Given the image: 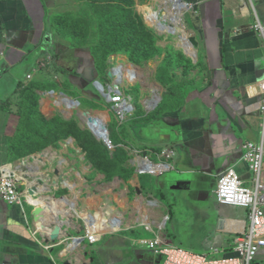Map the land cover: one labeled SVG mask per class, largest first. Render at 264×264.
Returning <instances> with one entry per match:
<instances>
[{
  "label": "crops",
  "instance_id": "obj_1",
  "mask_svg": "<svg viewBox=\"0 0 264 264\" xmlns=\"http://www.w3.org/2000/svg\"><path fill=\"white\" fill-rule=\"evenodd\" d=\"M184 1L191 6L188 27L199 42L197 52L204 66L203 81L189 86L183 105L177 110L166 108L160 115H157L155 108L163 94L158 105L151 109L147 107V102L152 100V96H141L145 108L155 111L134 116L130 120H149L141 124L140 128L144 130L150 127L160 139L146 143V136L142 139L130 136L120 138V142L129 145L131 154L144 149L147 154L152 151L156 159L158 153L174 163V170L153 177L158 189L163 187L164 190L165 187L172 191L168 195L163 190L157 191L149 202L152 206L143 207L139 199L138 206L132 208L134 214L128 217L125 211L121 214L123 217L119 218V224H123L124 228L120 230L99 232L102 234L95 242L88 238L81 242L71 240L77 238L69 241L68 237L85 236L87 232L95 238L99 236L92 233L93 223L83 214L94 216L102 213L107 219L114 218V214L106 215L108 200L101 209H94L91 206L92 193L89 203L80 201L75 191L78 189L77 184H70L74 187L73 198L62 196L61 202L56 195L58 173L68 170L67 174H75L80 177V181L82 175L87 174V167L75 171L70 160L58 157L59 150L53 145L45 147L42 155L28 158L27 163H19L12 156L10 145L16 130L14 124L20 121L14 123L16 115L4 113L0 109V173L8 165L14 169L22 167L20 170L25 179L26 176H35L31 182L36 185L31 187V194L41 192V195L55 197L54 201H59L53 209L56 216L49 217L51 230L47 231L44 218L50 208L44 206V215L40 218V221H44L42 227L32 214L35 206L29 205L23 195L26 191L25 180H20L25 185L24 191L20 192L21 204L9 203L0 196V264H54V256L48 254L45 248L63 242L69 245L68 250L71 249V264L89 262L90 259L82 253L89 247L98 249L103 264H160L162 255L155 253L148 245L136 242L137 239H153L156 236L194 252L226 257L235 255V239L248 228L249 214L243 207L222 205L215 189L218 177L228 168H234L248 182L251 179L252 173L242 155L245 142L261 140L262 95L258 81L264 76V36L252 26L258 22L264 26V0ZM73 3L74 0H0V80L8 73H14L18 87L27 81L55 80L63 89L66 87L72 97L77 95L76 88L82 90L91 81L98 80L106 85L111 83L109 71L116 65L115 60L118 58H112L111 68L106 71L107 74H103L88 45L69 46L67 43L70 38L58 33L53 27L54 16L66 4ZM183 46L188 53L194 52L191 44ZM40 63H45V66L42 67ZM121 63L127 68L136 69L141 75L139 80L143 81L139 66L125 61ZM24 67L25 75L22 74ZM28 74L32 75L30 79L27 78ZM14 93L4 100H13ZM44 93L40 92L41 107L49 105L44 100ZM98 95L102 97L100 92ZM52 99L55 97L48 100L53 103ZM1 101L0 108L3 107ZM130 120L123 125L127 129H130ZM139 141L145 142L144 147L138 144ZM73 146L70 143L65 148L72 149ZM158 146L163 148L158 149ZM179 179H190L191 182L184 183L179 189L175 183ZM262 179L264 181V169ZM38 185L44 189L38 191ZM106 188L104 196L109 194L108 186ZM152 188L156 192L155 187ZM79 191L80 197L84 191L88 194V187L80 188ZM22 201L32 209L31 212L23 206ZM73 202L81 216L71 211L70 207L75 206ZM83 203L85 206L82 207ZM161 213H168L165 229L159 227ZM56 217L61 219V226H65L61 228L58 242L50 238L51 224ZM82 217L84 222L81 223ZM74 229L75 235L71 236V230ZM45 239L48 240L46 246L43 245ZM255 264H264V251Z\"/></svg>",
  "mask_w": 264,
  "mask_h": 264
},
{
  "label": "rangeland",
  "instance_id": "obj_2",
  "mask_svg": "<svg viewBox=\"0 0 264 264\" xmlns=\"http://www.w3.org/2000/svg\"><path fill=\"white\" fill-rule=\"evenodd\" d=\"M89 1V0H88ZM94 0H90L89 2H84V0H74V3L71 5H67L63 7L59 14L63 15H69L75 17L74 19H77L78 22H82L83 26L87 27L86 23H89L88 28L89 29V35L86 37V41L83 43H76L74 38L71 36L70 40L67 44H73V46L79 45H88L89 49L93 51L95 61H96V53L99 57L103 56V52L106 53V63L107 66L103 69V72L105 70H108L111 68V61H114L112 58H120L121 61H125L126 63H132L136 66H139V70L141 71V74L143 75V81L141 82L138 80L135 83H130L128 80L124 81V89L128 95H132L133 103L136 106V109L133 111V113L128 116L137 117L138 115L144 114V113H152L155 111L152 109L149 111L145 108V105L142 104L141 96L143 97H149L154 95L153 89H156L160 95L164 94L166 91H168L172 86L177 85L181 88V91L183 95L185 96L186 91L188 90L189 86L191 85H197L198 83H201L203 81V75H204V66L202 64L201 55L197 52V48L192 46L191 51L193 55L189 54L187 51L184 50V46L182 41L183 36L187 38V34L191 35L190 29L188 27L189 17L191 16L188 9L182 18V24L179 25L178 30H175L174 27H170L168 24L165 23V29H159L157 27H153L152 23L150 22L149 18L146 16L145 11L146 8H151L158 0H129V2H122L121 4L126 5L129 10L128 17L130 18V22L137 26V31L139 34H148L150 33L154 36V44L160 49V53L154 56L150 60H139V59H132L127 53L125 52H119L115 54H109L110 50L113 48V44L111 41L104 40L102 41L101 38L97 37L98 33H100V28L102 26V17L101 15H105L112 10L116 9V6L118 3L114 0H110L111 4L108 6L109 3L107 0H95L94 5L90 8L88 5H92V2ZM129 5V6H128ZM189 8V6H188ZM96 12V16H95ZM166 10L164 9L161 12V15H165ZM142 16V17H141ZM143 18V19H142ZM135 21V22H134ZM182 28V29H181ZM154 32V34H153ZM76 33H78V36H84L78 28L76 30ZM183 34V36H181ZM72 38V39H71ZM182 39V40H181ZM102 41V44H101ZM188 41V40H187ZM60 43H66L63 41H59ZM191 44V43H190ZM118 60H115V64H118ZM109 63V64H108ZM111 63V64H110ZM99 66V65H98ZM114 67V66H113ZM26 67H24V70H22V74L25 75ZM107 74V72H105ZM23 75V76H24ZM21 76L20 78H22ZM139 76H141L138 73V79ZM103 77L101 76L100 79ZM111 83H114V78L111 77ZM39 81V80H37ZM43 81V80H42ZM70 81V80H69ZM8 82V83H7ZM53 82L56 83L55 80ZM168 86H166V83ZM7 85L5 86V84ZM31 81H27V83L22 84L21 87H18V83L16 81V77L14 73L10 74L8 73L5 75V78L0 80V100H2L1 105H6L7 109L11 111V113H14V118L17 123V120L20 121L22 116H24L22 109L25 107V105L33 102L31 100L32 96L35 99V102L37 104V111L38 113L47 120H50L52 125L50 127V133L51 136L48 138L49 146H54L57 150H59L58 157L66 159V161L70 160L75 168V171H80L83 167H87V174H83L81 180L79 181L80 177L75 176V174L69 173L67 170H63L62 172L58 173V182L59 186L57 188V198L62 196H67L69 198H73V188L70 184H77L78 189L75 190L79 195L80 201H87V203L90 202V193H92V200L93 204L91 206H94V209H101L103 206V203L106 201V199L109 202L108 208L106 210V215L111 216L115 215L114 218H106L104 215L98 214L94 216H89L87 214H83L89 217V222L93 223V234H99V232H107V231H117L121 228H124L123 224H119V218H122L121 215L123 211H125V215L131 216V214H134V206H138V200L141 199L143 207L144 206H152L150 202L152 196H156L158 193L157 191H162L163 187H159V189L154 185L153 177H155L153 174H141L139 172L140 168L135 163V157L137 156L136 153L129 151L127 148L120 147L118 144H115L114 148H109L107 146V142L104 140H98L97 141L102 144V146L94 145L90 140L87 139L85 135L82 134V132L78 131L76 126L73 124L75 120L79 128L88 130L90 129V126L87 125L85 117L87 114H85L86 110L91 111L94 113L95 116L98 114H103L106 118V121L108 120V105L104 106V103L106 100L102 96H99L98 89L95 87V81H91L88 83L87 86L82 88V90H78L76 88V97H79V95L82 93L84 96H80L79 99L81 101L80 103L70 95L66 90V87L64 89L57 84L55 89V94H59L60 92H65L68 95H64L63 99L67 102H65V107L60 109L59 107L55 106L54 102L56 99H52L53 103H51L48 99L54 98L52 92L49 90L40 91L41 93H44V100L49 102V105L41 107L40 105V92L34 89L32 94L28 92V89L30 88ZM69 83V82H68ZM73 83V82H71ZM41 90V89H40ZM16 91V92H15ZM15 92V93H14ZM14 93L13 100L12 98H8L7 100H4L6 96H10ZM98 98V99H95ZM89 99H94L95 102H90ZM148 103V102H147ZM68 105V106H67ZM70 106V107H69ZM45 108V109H44ZM156 109V108H155ZM21 114V115H20ZM85 115V116H84ZM149 120L140 118V119H134L129 122L130 129H127V126H117V123L115 120H112L108 122L109 126V133L108 136L111 135V139L115 138L116 140L120 141V138H128L135 137L142 139L146 136V143L149 142V140H156L160 139L158 135L154 133V131L147 127L144 130L140 128L141 124L148 123ZM20 122L18 124H14L16 130L12 134L13 138H15L17 130L19 128ZM34 127L37 128L36 125ZM135 128H137L135 130ZM25 129H32V127L28 126V124H25ZM92 129V128H91ZM86 130V131H87ZM129 130V132H128ZM38 141V140H37ZM47 141V142H48ZM41 144L42 141H39ZM70 143L74 144V148H65L66 145H69ZM40 144L34 143L33 147H38ZM142 147L145 145V142L139 141V143ZM36 145V146H35ZM136 145V144H135ZM25 147V146H24ZM107 147V148H106ZM120 148V149H118ZM158 149L163 148V146H158ZM118 149V150H117ZM45 149H40L37 151H34L32 154H28L21 159H18L16 161L20 162H26L28 158L38 157L42 155ZM108 151L110 153V160L103 159V158H96L95 154H99L101 157L102 152ZM110 150V151H109ZM98 159H101L103 163L110 169L111 171L107 173H102L97 168V161ZM152 160L157 161L154 156H152ZM113 161L114 163H117L115 169H111L110 162ZM27 163V162H26ZM155 164V166L159 169L156 170L153 169H144L149 172L153 173H160V170L164 167ZM152 170V171H151ZM2 176V174L0 175ZM15 177H13L14 179ZM26 179L30 181L35 180V176H26ZM78 180V181H77ZM69 182L70 188H67L66 185H64V182ZM14 183L18 186L19 191H24L25 185L22 184L20 180L14 179ZM109 188V194L108 196H104L106 193V187ZM152 186L155 187L156 192H154L152 189ZM88 187V194L84 191L81 194L80 197V188H86ZM139 188L141 189V192L139 191ZM72 191V193L70 191ZM172 190L167 188L164 190V193H169ZM161 194V193H160ZM168 195V194H167ZM160 196V195H159ZM166 198H164L165 200ZM7 201V200H6ZM72 201V200H71ZM74 203V202H73ZM23 206L28 210V212H31L32 209L27 206L25 201H22ZM76 206V203H74ZM71 206L70 209L73 211L76 215L81 216L78 212L77 206ZM85 206V204H82V207ZM141 206V205H140ZM44 207V206H43ZM92 209V208H91ZM115 212L113 213L112 211ZM83 212H86V209L82 210ZM65 215V214H64ZM167 214L161 213L159 224L160 226L163 224V219ZM60 216H62L60 214ZM31 214H29V219L32 220ZM75 219V218H72ZM85 219V218H84ZM61 219H58V217L54 218L52 225L58 224L61 225ZM86 220V219H85ZM110 220V223H108ZM41 226L44 227V221H40ZM83 221V217L81 220V223ZM148 223V222H147ZM114 224V225H113ZM117 224H119V227H117ZM151 225L150 223H148ZM112 227V228H109ZM129 226V225H128ZM65 227V226H61ZM127 227V226H126ZM165 229V227H163ZM72 234L71 236L75 235L73 233L76 232V230H71ZM78 232V231H77ZM70 233V231H68ZM128 233V232H126ZM60 240H56L54 242H58ZM70 241V240H69ZM48 240L45 239L43 241V245L46 246ZM64 244L61 245H53L48 246L46 249V252L48 254H52L54 258H52L54 261V264H71V256L72 252L68 250V244L66 242H63ZM52 244V243H51ZM97 249V248H96ZM91 249V247L87 248V251L82 252L84 257L87 259H90L89 262H86L84 264H103L101 260V256L98 252V249ZM224 256V255H222Z\"/></svg>",
  "mask_w": 264,
  "mask_h": 264
},
{
  "label": "built area",
  "instance_id": "obj_3",
  "mask_svg": "<svg viewBox=\"0 0 264 264\" xmlns=\"http://www.w3.org/2000/svg\"><path fill=\"white\" fill-rule=\"evenodd\" d=\"M189 9L191 6L187 3ZM253 29L258 31L261 36H264V26L258 22L255 23ZM120 59V58H118ZM124 63V62H123ZM121 60L112 69V77L114 78V83L95 84V87L105 98L104 106L108 105L107 111L109 117L106 123L107 131H109L108 122L115 120L117 126L124 125L127 121L131 119L133 111L136 109L133 103L132 95H128L124 89V81L128 80L130 83L137 82L138 72L133 67L127 68ZM40 65L45 66V63ZM32 75L28 74L27 78L30 79ZM133 77V78H132ZM258 86L260 88V93L262 95V100L260 102V112H261V140L259 142L247 141L243 145V155L242 159L249 166L252 173L250 182L244 180L241 175L234 169H226L217 180V187L215 193L218 201L225 206H238L247 209L250 219V224L248 228L239 234L234 242V252L235 255L232 257L219 256L210 253H199L194 252L188 248L180 245H176L170 242H166L163 238L155 237L153 239H137L136 242L140 244H146L157 254L163 256L162 262L160 264H255L258 256L264 251V181L262 179V173L264 169V76L258 81ZM55 105L60 109L65 107V100L63 92L55 94ZM80 103L78 98H74ZM159 102V101H158ZM158 102L154 104V108L158 105ZM148 107V106H147ZM152 107V108H153ZM87 119L90 117L97 118L93 112L87 113ZM98 119V118H97ZM90 122V120H89ZM94 123V121H93ZM88 125V123H87ZM88 130L97 137L98 140L101 138L95 133V131L88 128ZM109 148H114L115 144L111 139L106 143ZM120 147L129 149V145L125 142L118 144ZM137 154L135 157V163L139 166V172L141 174H163L166 171L174 170L175 166L173 162H170L163 155L157 153V161L152 160L154 153L147 154L144 149H138L133 151ZM156 154V152H155ZM156 163L161 165L162 168L160 173L144 172L142 166L145 164ZM0 196L12 204H21V193L18 189L16 183H14L13 175L6 177L3 170H1L0 175ZM166 221L168 220V215L165 216ZM164 218V219H165ZM163 219V221H164ZM162 221V222H163ZM165 221V222H166ZM161 225V224H160ZM159 227L163 229L164 225ZM81 235L75 239L76 242L88 238L91 242H95L99 239V236L95 238L90 235ZM82 240V241H83ZM81 242V241H80Z\"/></svg>",
  "mask_w": 264,
  "mask_h": 264
},
{
  "label": "trees",
  "instance_id": "obj_4",
  "mask_svg": "<svg viewBox=\"0 0 264 264\" xmlns=\"http://www.w3.org/2000/svg\"><path fill=\"white\" fill-rule=\"evenodd\" d=\"M89 1L84 0V2H89ZM107 1L109 2L107 5L110 6L111 4L110 0ZM114 1L118 3L116 9L112 10L111 12L105 15H101L103 21L102 26L100 28L101 35L95 33L97 34L98 38L102 39V41L108 40L112 42L113 48L110 50L109 54L125 52L132 59L136 58L139 60H150L154 56L159 54L160 49L154 44V40H153L154 36L151 33L150 35H148L147 33L139 34L137 31V26L135 24L133 26V24L128 23L130 22V18H131L128 17V13L130 9H128L126 5L124 4L122 5L121 3L122 2L125 3L127 1L129 2V0H114ZM94 3L95 0L92 2V5H88V6L91 8L94 5ZM95 16H96V12H95ZM74 18L75 17L73 16L58 14L54 16L53 27L56 29L58 33L60 32L61 34L67 36L68 38L72 36L76 41V43H83L86 41V37L90 33L89 32L90 28H88L89 23H86V25L88 26L84 27L81 21L78 22V20ZM78 28H80L84 36H78V33H76V30ZM75 45H79V44H75ZM96 56H97L96 62L99 65L100 70L103 71V69L107 66L106 58H105L106 53L103 52L102 57H99L98 54L96 53ZM106 71L107 70H105V72ZM105 72H103V74H105ZM31 82L32 83L30 85V88L28 89V92L30 94H32L34 89H38V90L41 89L44 91L49 89L55 90L56 85L58 84V82L56 83L53 81L49 82L48 80H43V81L34 80ZM165 83L166 86H168L167 84L169 83L167 82ZM169 88L170 89L163 94V98L161 102L156 107L157 115H160L161 114L160 112L164 111L166 108H170L171 110H177L180 106L183 105L185 96L183 95L181 88L178 87L177 85L174 86L171 85V87ZM31 100L33 102L25 105V107L22 109L24 116H22V118L20 119V125L17 130L15 138H12L11 140L10 152L14 157V159H19L21 157L33 153L34 151L44 149L49 144H51L49 143L48 138L51 136L50 127L52 123L50 120L44 119L38 113L37 104L33 96ZM92 101L95 102V100L91 99L90 102ZM0 109L4 113L11 112L9 109H7L4 106L1 107ZM72 121H74L73 124L76 126L77 130L82 132V134L85 135L88 140H90L94 145L102 146V144H100L97 141L95 136L89 130L86 129L87 130L86 131L84 129L79 128L76 121L75 120ZM26 123L28 124L29 127L31 126L32 129L26 130L25 129ZM34 125H36L37 128L34 127ZM111 140L113 144L121 143L115 138H112ZM39 141H42V143L40 144ZM34 143L40 145L38 147H33ZM95 157L110 160V153L106 150L105 152H102L101 157L99 154H95ZM110 164L112 170L116 168L117 163L111 161ZM97 168L102 173L108 174L111 171L110 169H108V167L103 163L101 159H98L97 161Z\"/></svg>",
  "mask_w": 264,
  "mask_h": 264
},
{
  "label": "bare ground",
  "instance_id": "obj_5",
  "mask_svg": "<svg viewBox=\"0 0 264 264\" xmlns=\"http://www.w3.org/2000/svg\"><path fill=\"white\" fill-rule=\"evenodd\" d=\"M164 9L166 10V14L161 15V12ZM188 9H189L188 5L186 4V2L184 0H158L155 3V5H153V7L148 8V9L146 8L145 14L149 18L153 27H157L159 29H165V23H166L171 28L174 27L175 30H178L179 25L182 24V18L184 17V15ZM181 36H183V34ZM183 39L184 40L182 41V43L189 46L190 43H189V41H187L188 38L183 36ZM189 53L194 56V54H192L191 52H189ZM153 93H154V95L152 96V100L147 103V104H149L148 107H150V109L154 106V104H156L157 101H159L161 99V95L156 89H153ZM97 116H99V117H97L98 119L94 118V123H93V119L89 122L87 117H85L86 122L90 126V129L92 128L91 130L95 131V133L98 135L99 138H101V140L108 142L111 138L109 137L110 135L108 136L107 130L104 127V123H105L107 118L103 114L97 113ZM152 167H153V169L157 168L155 166V164H153V163L152 164H145L142 166L143 170L144 169H150ZM20 168H22V167H20ZM20 168L14 169L12 167V165H8L7 167L3 168L4 169L3 171H4L6 177L13 175L15 177L14 179H16V180H25L26 181V191H24L23 195L26 197L27 203L29 205H32L35 207H37V206H41V207L49 206L50 210L47 212V214L44 218V221H47L46 230L50 231L51 228L49 225V217L53 218L54 216H56V214L53 212V209L56 207V205L59 203V201H58V199H57V201H54L55 197L52 198L50 196L41 195L40 194L41 192L31 194L30 189H31V187H33V185H36V184L34 182H31V181L25 179ZM156 170L159 171L158 168ZM146 171L147 170H144V172H146ZM147 172H149V171H147ZM64 185L68 186V181H67V184L65 181ZM41 188L42 187H40L39 185L37 186L38 191L44 189V188H42V189ZM68 188H70V187H68ZM59 200L61 202H63V198H59ZM166 219L167 218L164 219L162 225H164ZM108 223H110V221ZM112 227L109 226V228H112ZM117 227H119V224H117ZM71 238H73V237H71ZM71 240H75V239H71Z\"/></svg>",
  "mask_w": 264,
  "mask_h": 264
},
{
  "label": "water",
  "instance_id": "obj_6",
  "mask_svg": "<svg viewBox=\"0 0 264 264\" xmlns=\"http://www.w3.org/2000/svg\"><path fill=\"white\" fill-rule=\"evenodd\" d=\"M187 4V3H186ZM187 38H188V41H189V43H191V46H193V47H195V48H197V46H198V44H199V42L197 41V39L195 38V36H193V35H188L187 34ZM109 74L110 75H112V71H109ZM97 83H99V81L98 80H96L95 81V84H97ZM161 100V99H160ZM159 100V101H160ZM159 103V102H158ZM84 112H86L85 114H87V113H89L90 111H88V110H86V111H84ZM93 119V121H94V117H90L89 118V120L91 121ZM104 127H105V129L107 130V125L106 124H104ZM159 175V174H158ZM191 181H190V179H188V180H180L179 179V181H175V183H177V188H179V189H181V187H182V185L184 184V183H187V184H189ZM35 188V187H34ZM138 192H141V189L139 188V191ZM32 214H33V216H34V219L35 220H37L38 222H39V224L41 223L40 222V218L44 215V207H41V206H37V207H35L34 208V210H33V212H32ZM61 225H58V224H55V225H53V227H52V231H51V234H50V238H51V240H56V239H58L60 236H61ZM85 228V227H84ZM70 238L71 237H68V239L67 240H70ZM83 239L82 238H80V241H82Z\"/></svg>",
  "mask_w": 264,
  "mask_h": 264
},
{
  "label": "clouds",
  "instance_id": "obj_7",
  "mask_svg": "<svg viewBox=\"0 0 264 264\" xmlns=\"http://www.w3.org/2000/svg\"><path fill=\"white\" fill-rule=\"evenodd\" d=\"M53 91H55V90H50V92H53ZM47 93V92H46ZM65 95H68V94H66L65 92H63ZM69 96V95H68ZM72 97V96H71ZM73 98H77V97H73ZM112 141V140H111Z\"/></svg>",
  "mask_w": 264,
  "mask_h": 264
}]
</instances>
